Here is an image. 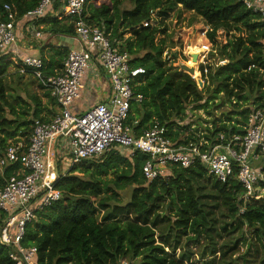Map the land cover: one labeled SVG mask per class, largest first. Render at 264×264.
<instances>
[{
	"label": "trees",
	"instance_id": "obj_1",
	"mask_svg": "<svg viewBox=\"0 0 264 264\" xmlns=\"http://www.w3.org/2000/svg\"><path fill=\"white\" fill-rule=\"evenodd\" d=\"M38 1L0 0V18L6 19L5 4L17 22ZM180 9L204 20L209 42L226 63L194 68L175 59V64L166 66L167 38L156 36L165 32L168 12L180 15ZM47 18L45 31L74 33L76 17ZM85 21L103 30L117 50L127 51L131 67L145 70L132 88L142 99L130 102L124 121L135 135L156 121L170 130L175 127L173 135L178 137L186 130L183 123H191V111L199 109L208 117L204 122L211 123V128L204 127L210 134L238 133L250 112L264 108V23L243 0H92ZM144 22L148 24L143 26ZM219 30L226 33L224 43L217 42ZM67 53L58 48L50 59L41 57L44 72H59ZM20 66L10 55H0V157L11 143L21 141L27 147L33 120H49L56 112V102L46 91L29 92L24 83L22 90L8 92L9 68H16L19 80L29 75L20 74ZM146 159L139 151L130 156L111 149L99 161L72 166L54 185L62 197L34 212L20 244L36 247L40 264H238L227 256L237 237L219 245L215 238L219 228L225 231L229 226V234L242 235L244 229L254 234V252L239 264H264V198L244 200L237 179L220 182L199 164L173 165L169 177L147 181L142 174ZM19 167L18 163L3 167L0 180ZM262 173L264 188V169ZM127 188L129 199L122 202L119 192ZM208 200L218 203L227 221H216ZM7 217L0 208V228ZM10 250L0 242V264H15Z\"/></svg>",
	"mask_w": 264,
	"mask_h": 264
},
{
	"label": "built area",
	"instance_id": "obj_2",
	"mask_svg": "<svg viewBox=\"0 0 264 264\" xmlns=\"http://www.w3.org/2000/svg\"><path fill=\"white\" fill-rule=\"evenodd\" d=\"M91 1L65 0L57 10V17H76L73 34L79 44L78 49L68 51L59 72L46 74L39 56L25 55L20 59L18 72L37 80L54 99L58 111L49 120L34 121L27 147L24 148L21 141L11 143L0 157L1 171L8 164L20 165L15 173L0 180V208L8 212L0 228V242L11 247L9 257L15 264H40L36 247L20 244L24 226L34 218L36 210L62 197V192L54 185L59 176L66 173L60 174L57 170L54 143L60 151H65L69 169L107 150L117 149L130 156L139 151L147 156L142 166L147 181L169 177L173 165L188 168L199 164L220 182L237 179L244 190L242 195L247 196L245 199L258 197L255 194L258 188L264 190L260 186L264 169V108L250 112L242 132L228 135L223 131L210 134L204 129L211 128L209 122H204L207 125L197 131L187 127L178 137L173 135L175 127L170 130L156 121L140 135H135L124 123L130 102L142 99L141 95L134 96L132 88L145 70L131 67L128 52L117 50L103 30L85 21L86 8ZM54 2L58 0H39L18 21L37 22ZM243 3L264 23V0H243ZM4 9L6 19L0 18V55L17 42L15 14L7 4ZM147 24L144 22L143 26ZM200 64L205 65L204 61ZM92 65L105 74L110 93L83 113L73 114L70 105L78 97L81 79ZM190 132L193 139L189 138ZM62 136L66 138L65 148L56 143Z\"/></svg>",
	"mask_w": 264,
	"mask_h": 264
},
{
	"label": "rangeland",
	"instance_id": "obj_3",
	"mask_svg": "<svg viewBox=\"0 0 264 264\" xmlns=\"http://www.w3.org/2000/svg\"><path fill=\"white\" fill-rule=\"evenodd\" d=\"M125 7L129 8L130 5L127 4ZM155 12L154 16L157 17ZM179 12L180 15H178L177 12H168L167 16L164 19V22L166 23V30L163 34L159 33L156 36V39L161 38L162 36H166L167 38V48L163 54L165 56L164 58L166 60V66L168 67L171 64H175V59L184 61L187 65L193 66L194 68L197 67L202 61H204L205 64L214 63L216 66L226 63V59H219V56L215 52L216 46H213V44L209 42L206 36V31L209 29V27L206 25L204 20L196 16L192 11L189 10L180 9ZM153 20L154 19H151L149 23L155 25V21ZM128 35L129 33L125 34V36ZM226 38L227 36L224 31H217L218 43H224L226 41ZM191 46L195 47V49L191 50ZM173 53H176L178 57H173ZM180 54L181 56L185 57V60L180 57ZM194 55L197 56L195 60H193ZM203 56L205 57L203 58ZM8 70V73L10 74L7 75L5 79L8 86V92L14 93L18 90L17 87L19 88V90H22V84L26 83L29 92L42 94L35 79H33L31 76L23 75V77L19 80L18 75L14 73L16 68H9ZM191 117V123L184 124L187 125L188 128L197 131L201 130L205 125H207L204 123V120L208 117H206L202 109L191 111ZM34 124L35 122L32 123V127ZM93 159L91 160L99 161L101 159V155ZM258 190L259 192H255V194H257L259 198H264V190L262 191L260 188H258ZM119 193L122 202H125L129 199L130 189L127 188L123 191H120ZM242 197L244 200H247L244 198L247 197L246 195H242ZM258 197L256 198L258 199ZM251 198H255V196L253 195ZM207 204L215 214L217 218L216 221L221 224L227 221L226 218L220 215L221 207L217 205L218 203L215 200H208ZM226 228V230L230 229L229 226H226ZM226 230L224 231L222 228L218 229V235L215 236L217 240L216 242H218L219 245L223 242H228L232 237H237V240L232 245L230 244L231 246L227 252V256L230 259L236 260V262L239 264L243 261V256L254 252V234L250 231H247L246 229L242 231V235L241 232L236 231L229 234L226 233ZM191 250H194V248H192ZM177 253H179V250L177 251Z\"/></svg>",
	"mask_w": 264,
	"mask_h": 264
},
{
	"label": "crops",
	"instance_id": "obj_4",
	"mask_svg": "<svg viewBox=\"0 0 264 264\" xmlns=\"http://www.w3.org/2000/svg\"><path fill=\"white\" fill-rule=\"evenodd\" d=\"M62 1V3H60ZM59 2V3H58ZM56 4L45 13L43 18L34 23H28L23 21H17L15 25L17 42L15 46L5 49V54L10 55L13 59H16L20 62V59L25 55H36L43 57L44 59H50L54 56L56 49H64L66 52L72 49H78L79 44L75 40L74 34L68 35H59L53 34L45 31L50 21L48 16H54L59 20H64L65 17H57V10L60 5L65 3V0H58ZM45 17V18H44ZM39 87V86H38ZM41 93L45 91L43 88L39 87ZM47 92V91H46ZM110 93V85L108 80L96 65H92L91 69L87 71L81 79V86L79 90L78 97L71 103L70 111L73 114L79 115L88 109L91 105L101 100H104L108 97ZM43 101L44 98L42 99ZM56 112L58 111L57 106H55ZM55 112V113H56ZM53 117V115H52ZM51 117V118H52ZM50 118V119H51ZM37 120V119H35ZM33 120V122L35 121ZM45 121V120H43ZM58 142L62 144L65 148L66 138L60 137L57 139ZM54 151L55 158L58 160L57 170L60 174L70 171L68 166V161L65 156V151L61 150L57 144L54 143L52 146ZM18 170V169H17ZM16 170V171H17ZM65 174V175H66Z\"/></svg>",
	"mask_w": 264,
	"mask_h": 264
},
{
	"label": "water",
	"instance_id": "obj_5",
	"mask_svg": "<svg viewBox=\"0 0 264 264\" xmlns=\"http://www.w3.org/2000/svg\"><path fill=\"white\" fill-rule=\"evenodd\" d=\"M195 58H196V56L194 55V56H193V60H195Z\"/></svg>",
	"mask_w": 264,
	"mask_h": 264
}]
</instances>
